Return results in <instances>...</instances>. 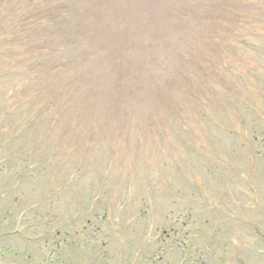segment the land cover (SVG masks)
I'll use <instances>...</instances> for the list:
<instances>
[{
	"label": "rangeland",
	"instance_id": "rangeland-1",
	"mask_svg": "<svg viewBox=\"0 0 264 264\" xmlns=\"http://www.w3.org/2000/svg\"><path fill=\"white\" fill-rule=\"evenodd\" d=\"M251 263L264 0H0V264Z\"/></svg>",
	"mask_w": 264,
	"mask_h": 264
}]
</instances>
